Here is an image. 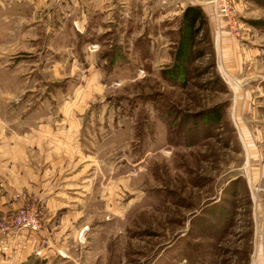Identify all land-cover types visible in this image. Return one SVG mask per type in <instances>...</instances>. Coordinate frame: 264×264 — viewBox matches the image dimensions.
Masks as SVG:
<instances>
[{
	"label": "rangeland",
	"instance_id": "obj_1",
	"mask_svg": "<svg viewBox=\"0 0 264 264\" xmlns=\"http://www.w3.org/2000/svg\"><path fill=\"white\" fill-rule=\"evenodd\" d=\"M96 1L0 0V238L54 264H264V0H233L237 35L206 0Z\"/></svg>",
	"mask_w": 264,
	"mask_h": 264
},
{
	"label": "crops",
	"instance_id": "obj_2",
	"mask_svg": "<svg viewBox=\"0 0 264 264\" xmlns=\"http://www.w3.org/2000/svg\"><path fill=\"white\" fill-rule=\"evenodd\" d=\"M104 0L96 1V9L102 11ZM68 8H70L68 6ZM82 11V10H81ZM16 204H10L0 195V210L7 211L8 208L14 207ZM38 242V236L33 233L20 232L17 236L7 234L4 238H0L1 243L5 245L4 249L0 246V264H54L53 252H49L45 259L37 258L33 255L32 249Z\"/></svg>",
	"mask_w": 264,
	"mask_h": 264
},
{
	"label": "built area",
	"instance_id": "obj_3",
	"mask_svg": "<svg viewBox=\"0 0 264 264\" xmlns=\"http://www.w3.org/2000/svg\"><path fill=\"white\" fill-rule=\"evenodd\" d=\"M207 4L211 5L216 21L224 25L229 33L237 35L239 32V24L233 0H206ZM10 225L18 229H28L37 231L40 226L36 215L30 214L25 209H20L9 220ZM2 229H6L2 227ZM36 254H39L36 251Z\"/></svg>",
	"mask_w": 264,
	"mask_h": 264
},
{
	"label": "trees",
	"instance_id": "obj_4",
	"mask_svg": "<svg viewBox=\"0 0 264 264\" xmlns=\"http://www.w3.org/2000/svg\"><path fill=\"white\" fill-rule=\"evenodd\" d=\"M180 21L183 29L189 34V37L206 25L204 13L201 8L195 4H189L183 8Z\"/></svg>",
	"mask_w": 264,
	"mask_h": 264
}]
</instances>
